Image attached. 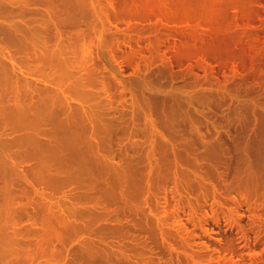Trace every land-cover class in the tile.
<instances>
[{
	"label": "rangeland",
	"instance_id": "374dc122",
	"mask_svg": "<svg viewBox=\"0 0 264 264\" xmlns=\"http://www.w3.org/2000/svg\"><path fill=\"white\" fill-rule=\"evenodd\" d=\"M74 2L67 6L75 10H67L66 21L65 15L55 17L65 21L60 27L52 29L50 24L47 36L40 29V38L50 35L43 48L38 39L26 49L17 44L12 47V41L2 42L0 34L4 51L1 46L0 50L7 59L9 51L16 68L10 76L5 72L7 86L16 83L13 94H20L21 99L28 95L29 105L34 100L33 107L22 104L37 110L38 116L33 110L31 114L38 117V124L41 116L49 118L50 123L44 120L46 125L42 127V122L39 127L69 126L54 127L64 132L54 130L58 135L47 130L56 136L54 141L73 147L72 153L67 147L62 151L68 152L62 153L55 145L59 155L72 159L67 165L62 160L65 157L59 158L55 152L58 167L52 163L54 150V154L46 151L48 157L41 151L45 157L41 158H47L42 162L50 169L44 168L39 157L42 168L37 161L35 165L44 176L40 182L33 179L31 162L22 161L21 153L18 157L28 182L25 175L27 183L10 174L13 191L4 192V197V179H0V264H264V0H80L77 11ZM37 4L31 7L48 8L46 3ZM9 19L4 22L20 18ZM54 29L67 33L58 41ZM223 37L228 40L224 47ZM217 45L222 49H215ZM43 49L56 56L49 52L48 56ZM5 61L10 70L11 63ZM2 64L0 72L4 73ZM41 76L50 79L48 83ZM0 82L4 83V77ZM6 84L0 85L2 99L12 94L10 87L4 91ZM37 90L48 95L43 97ZM40 97L47 99L40 101ZM11 98L6 106L1 105L10 108L12 103L7 101ZM29 110L24 111L31 118ZM4 127L0 128L2 137L33 132L31 127L28 131L22 127L24 132L21 127ZM84 134L87 138L83 139ZM91 141L94 144L89 148ZM25 148L22 145L19 151ZM50 170L54 174L63 171V178L71 174L65 179L67 187L58 172L55 175H61L63 183L59 185L57 178L54 183ZM42 192L50 196L41 198L38 193ZM58 203L62 207H56Z\"/></svg>",
	"mask_w": 264,
	"mask_h": 264
},
{
	"label": "bare ground",
	"instance_id": "6f19581e",
	"mask_svg": "<svg viewBox=\"0 0 264 264\" xmlns=\"http://www.w3.org/2000/svg\"><path fill=\"white\" fill-rule=\"evenodd\" d=\"M63 1H65V2H63ZM69 1H70V2H69ZM74 1H76V2H74ZM78 1H79V3H80V0H78ZM78 1H77V0H72V2H74V3L77 4V5H78ZM81 1H82V0H81ZM192 1H193V0H192ZM66 2H67V0H61V1H60V0H0V19H1V20H0V34L2 33V34H1V37L4 36V37H3L4 41H3V39H2L1 37H0V39H2V42H5V43H7V44L10 43V42L12 41V42H11V46H12V47H17V46H19V47H17V48H22V47L24 48V47H25V49L28 47V46H27L28 44L30 45V44L34 43V40H37V39H38V40H41V42H42L41 46H42V48H43V46H44L43 44H45V42L47 41V38H49L50 35H49L48 37L40 38L39 33H41V32L43 31L42 33H43V34L45 33L46 36H47L46 29H49L48 26H50V24L53 25V27L51 26L52 29H53V28H54V25H55V27H56V26H59V27H60V24L62 25V24L67 20L66 18H68V17H67V15H66V12H67V10L69 11L70 9H72V8L68 9L67 6L69 5V3H72V2H71V0H68L67 5H66ZM32 3H33V4H32ZM37 3H38V4H37ZM39 3H40V5H44V4L46 3L47 6H48V8L46 7L47 9H46V8H45V9L43 8V10H42V9L40 10V9H37V7H36V9H35V8L33 9V8L31 7V6L35 7L34 4H37V6H39ZM41 3H42V4H41ZM74 3H73V4H74ZM31 4H32V5H31ZM46 4H45V5H46ZM73 4H72V6H74ZM80 4H81V3H80ZM80 4L76 7V11L79 9L78 7H81ZM29 5H30V6H29ZM81 5H82V4H81ZM69 6H71V5H69ZM75 6H76V5H75ZM30 7H31V8H30ZM40 8H41V7H40ZM77 8H78V9H77ZM73 9H74V8H73ZM73 9H72V10H73ZM80 9H81V8H80ZM74 10H75V9H74ZM74 10H73V11H74ZM73 11H72V12H73ZM72 12H71V13H72ZM77 13H78V12H77ZM73 14H74V13H73ZM75 14H76V13H75ZM80 14L82 15V13H80ZM61 15H62V17H59V16H61ZM63 15H65V21H63V20L61 21V20H60V22H58L59 20L56 19L55 17H58L59 19H60V18L63 19V18H64ZM76 15H77V14H76ZM76 15H74V16H76ZM27 16H29V19H30V20L27 19ZM74 16H73V19H74ZM14 17H15V18L17 17V19L20 18V19H19L20 21H19V20L16 21V19H14ZM18 17H19V18H18ZM24 17H26V18H24ZM9 18H10V19L13 18L14 21H11V22H9V23H7L8 21H7V22H4V19H9ZM10 19H9V20H10ZM13 19H12V20H13ZM21 19H24V20H21ZM25 19H27V21H25ZM55 19L58 20V21H56ZM73 19H72V20H73ZM70 22H71V21H70ZM78 23H80L79 20H78ZM88 23H89V22H88ZM88 23H87V24H88ZM74 24H76V23H74ZM81 24H82V23H81ZM64 25H65V24H64ZM82 25H83V24H82ZM65 26H66V25H65ZM65 26H64V27H65ZM73 26H75V25H73ZM77 26H78V24H77ZM51 27H50L49 30H52ZM78 27H79V26H78ZM80 27H81V26H80ZM80 27H79V28H80ZM57 28H58V27H57ZM57 28H56V29H57ZM81 28H82V27H81ZM81 28H80V29H81ZM40 29L42 30L41 32H40ZM56 29H54V32H55V33L52 32L53 35H55V36H54L55 39L60 38V37L64 38V35H63V34H66L67 32L63 31L64 33L62 32V33H63V34H62V33H59V32L62 31V30H64V29L61 30L60 28H58V29H60L59 32L57 31L58 29H57V30H56ZM49 30H48V31H49ZM55 30H56V31H55ZM82 30H83V29H82ZM75 31H77V30H75ZM86 31H87V30H86ZM86 31H85V32H86ZM38 32H39V33H38ZM49 32H51V31H49ZM49 32H48V33H49ZM78 32H79V30H78ZM80 32H82V31H80ZM83 32H84V31H83ZM42 33H41V35H42ZM52 33H51V37L53 36ZM68 33H71V34H72L73 32H68ZM49 34H50V33H49ZM61 34H62L63 36H62ZM71 34H70V35H71ZM75 34H76V33H75ZM75 34H74V35H75ZM78 34H79V33H78ZM80 34H82V33H80ZM80 34H79V35H80ZM2 35H3V36H2ZM67 35H68V34H67ZM67 35H65V36H67ZM79 35H78V36H79ZM88 35H89V34H88ZM86 36H87V35H86ZM223 36H224V35H223ZM51 37H50V38H51ZM54 37H52V38L54 39ZM68 37H69V36H68ZM79 37H80V36H79ZM81 37H82V36H81ZM83 37H84V36H83ZM88 37H89V36H88ZM219 37H220V36H218V37H216V38L218 39ZM221 37H222V36H221ZM8 38H9V39H8ZM66 38H67V37H66ZM92 38H93V36H92ZM223 38H225V37H223ZM12 39H13L14 41H13ZM77 39H78V38H77ZM77 39H76V40H77ZM221 39H222V38H221ZM226 39H227V38H225V42L222 41V42L224 43V44H223V47H224L226 41L228 42V40H226ZM8 40H10V41H8ZM57 40H58V39H57ZM69 40H70V39H69ZM69 40H68V38H67V43L69 42ZM74 40H75V39H74ZM74 40H73V41H74ZM79 40H81V39L79 38ZM15 41H16L17 43H16ZM58 41H59V40H58ZM214 41H218V40H215V39H214ZM214 41H213V42L210 41V42H212V43L215 44L216 42H214ZM13 42H15V43H14V46H13ZM39 42H40V41H37V43H39ZM56 42H57V41H56ZM70 42H72V40H71ZM74 42H75V41H74ZM37 43H36V44H37ZM58 43H59V42H58ZM217 43H218V42H217ZM16 44H17V46H15ZM36 44H35V45H36ZM228 44L230 45V43H228ZM228 44H227V46H228ZM45 45H46V44H45ZM52 45H54V44H52ZM58 45H59V44H58ZM68 45H69V44H68ZM73 45H74V44H73ZM73 45H72V43L70 44V46H73ZM212 45H213V44H212ZM220 45H221V44H220ZM234 45H235V44H234ZM0 46H1V45H0ZM26 46H27V47H26ZM33 46H34V44H33ZM39 46H40V45H39ZM49 46H50V45H49ZM70 46H67V47L70 48ZM209 46H210V45H209ZM215 46H216V45H215ZM217 46H218V45H217ZM1 47H2V46H1ZM36 47L38 48L37 45H36ZM36 47L34 46L33 48L35 49ZM46 47H47V46H46ZM56 47H57V46H56ZM211 47L214 48V46H211ZM211 47H210V48H211ZM2 48H3V47H2ZM17 48H16V50H17ZM30 48H31V47H30ZM30 48H29V49H30ZM33 48H31V49H33ZM37 48H36V51H37V53H38ZM54 48H55V47H54ZM57 48H58V47H57ZM69 48H67V49H69ZM218 48H219V46H218L217 48H215V49H218ZM230 48H231V46H230ZM232 48H233V46H232ZM232 48H231V49H232ZM235 48H238V47H235ZM25 49H23L24 52H27V51L29 52V51H30V50L25 51ZM40 49H41V48H40ZM45 49H49V48H45ZM50 49H51V48H50ZM219 49H220V48H219ZM221 49H222V48H221ZM221 49H220V50H221ZM231 49H230V50H231ZM1 50L4 51V48L1 49ZM1 50H0V64L3 63V64H2L3 66H1V68L3 67L1 71H3V69H4V73L0 72V75H1L0 80H1V79L3 80V77H4V83L6 84V83H8V82H6L7 77H5V75H4L5 72L9 73V76H10V74H11L10 71L12 70L11 72H14V71L16 70V68H15V66H14V65H15V62L11 59V56H10L9 51L6 52L7 55H9V56H8L9 58L7 59L6 56H5V54H4V52H1ZM208 50H209V49H208ZM220 50H219V52H221ZM223 50H224V49H223ZM225 50H226V47H225ZM31 51H32V50H31ZM33 51H34V50H33ZM42 51L45 52V54H47V55H48V52H49V53L51 52V51L48 50L47 53H46V51H45L44 49H43ZM227 51H228V50H227ZM231 51H232V50H231ZM234 51H236V50H234ZM234 51H233V52H234ZM217 52H218V51H217ZM228 52H229V51H228ZM32 53H33V52H32ZM34 53H35V52H34ZM41 53H42V52H41ZM52 53H53V55H51ZM52 53H50V56H51V57L56 56V55H54L55 52H52ZM62 53H63V51H62ZM221 53H222V52H221ZM230 53H232V52H230ZM235 53H236V52H235ZM29 54H31V53H29ZM35 54H36V53H35ZM43 54H44V53H43ZM45 54H44V55H45ZM63 54H64V53H63ZM212 54H213V53H212ZM224 54H225V55H224ZM228 54H229V53H228ZM228 54H227V56H228ZM238 54H239V53H238ZM24 55L27 56L28 53H26V54H24ZM38 55H39V54H37V58H38ZM61 55H62V54H61ZM210 55H211V54H210ZM215 55H216V54H215ZM223 55L226 56V53H223ZM229 55H230V54H229ZM239 55H240V54H239ZM239 55H237V56H239ZM28 56H29V55H28ZM45 56H46V55H45ZM48 56H49V55H48ZM213 56H214V54H213ZM216 56H217V55H216ZM224 56H223V57H224ZM232 56H236V55H233V53H232ZM232 56H231V57H232ZM30 57L32 58L31 55L29 56V58H28V57H26V58L30 60V59H31ZM46 57H47V56H46ZM46 57H45V58H46ZM217 57H219V56H217ZM239 57H240V56H239ZM241 57H242V56H241ZM241 57H240V58H241ZM26 58H25V61H26ZM40 58H41V56H40ZM40 58H39V59H40ZM213 58H214V57H213ZM20 59L22 60V58H20ZM35 59H36V58H35ZM43 59H44V58H43ZM43 59H42V61L39 60L40 63H42V67L39 66L40 69L43 68V62H44ZM46 59H47V58H46ZM50 59H51V58H50ZM5 60H7V62H10V63H11L10 70H9L8 67H5V66H6V65H5V62H6V61H5ZM29 60H28V61H29ZM32 60H33V58H32ZM4 61H5V62H4ZM26 62H27V61H26ZM33 62H34V61H33ZM45 62H46V60H45ZM74 62H75V64L77 63L76 61H74ZM36 63H37V61H35V64H36ZM79 64H81V63H79ZM4 65H5V66H4ZM9 65H10V64H9ZM36 65H37V64H36ZM36 65H35V66H36ZM38 65H39V63H38ZM38 65H37V66H38ZM78 66H79V65H78ZM5 68L7 69V71H6ZM33 68H35V67L33 66V67H32V70H33ZM47 68H49V66H48ZM47 68H46V69H47ZM50 68H51V66H50ZM50 68H49V69H50ZM19 69H20V68L17 69L16 74L13 73V75H11V76H14V74H15V77H16V75H18L17 72L19 73V71H18ZM40 69L37 68L38 71H39ZM52 69H54V67H53ZM30 70H31V69H30ZM32 70H31V71H32ZM35 70H36V69H35ZM35 70H34V71H35ZM50 70H51V69H50ZM20 71H22V70H20ZM31 71H30V72H31ZM38 71H37V72H38ZM40 71L42 72L43 70H40ZM54 72H55V71H54ZM78 72H79V70H78ZM20 73L23 74V72H20ZM24 73H25V72H24ZM31 73H32V72H31ZM34 73H36V72H34ZM43 73H45V72H43ZM43 73H42V75H43ZM52 74H53V71H52ZM52 74H51V75H52ZM78 74H79V73H78ZM2 75H4V76L2 77ZM37 75H38V74H37ZM46 75H47V74H46ZM71 75H72V73H71ZM82 75H83V74H82ZM27 76H28V75H27ZM35 76H36V75H35ZM38 76H40V75H38ZM38 76H37V77H38ZM43 76H44V75H43ZM64 76H65V75H64ZM64 76H63V77H64ZM84 76H85V75H84ZM22 77H23V76H22ZM63 77H62V78H63ZM71 77H72V76H71ZM80 77H81V76H80ZM89 77H91V76H89ZM39 78H42V76L39 77ZM45 78H48V77H45ZM62 78H61V79H62ZM64 78H65V77H64ZM64 78H63V79H64ZM72 78H73V77H72ZM85 78H86V77H85ZM94 78H95V76H94ZM8 79H10V77H9ZM13 79H14V78H13ZM15 79H16V78H15ZM17 79H18V78H17ZM20 79H21V78H20ZM20 79H19V80H20ZM42 79H44V77H43ZM82 79H83V78H82ZM91 79L93 80V78H91ZM91 79H90V80H91ZM19 80H18V81H19ZM44 80H45V79H44ZM48 80H50V79H48ZM48 80H45V81H47V83H48ZM57 80H60V77H59ZM85 80H87V78H86ZM94 80H95V79H94ZM94 80H93V81H94ZM8 81H9V80H8ZM20 81H22V80H20ZM31 81H32V80H30V82H31ZM41 81H43V80H41ZM41 81H40V82H41ZM51 81H53V80H51ZM54 81H55V80H54ZM72 81H73V80H72ZM9 82H10V81H9ZM25 82H26V81H24V83H25ZM28 82H29V80H28L26 83H28ZM30 82H29V84H31ZM33 82H34V80H33ZM43 82H44V81H43ZM49 82H50V81H49ZM59 82L61 83V81H59ZM90 82H91V81H89V83H90ZM95 82H96V81H95ZM4 83L1 84V82H0V85H2V87H3V86H5ZM26 83H25V84H26ZM57 83H58V81H57ZM73 83H74V82H73ZM75 83H76V82H75ZM85 83H86V82H85ZM91 83L93 84V82H91ZM10 84L12 85L13 83H12V82L9 83L8 86H7V84H6V87H4V91H7V90H8L7 87H8V88L10 87V89L8 90L9 95L12 93V94L10 95V97H9V95H8L9 99L12 97L11 100H10V101H7V102H8V103H7L8 105H10V104L12 103V104H11V107L9 106L10 108H8V106H7L6 108L3 107L4 105L6 106V100H9V99H6V97L4 98L5 101H4V99H2L3 92H2L1 89H0V91L2 92V93L0 92V97H1L0 99L3 101V102L0 101V105H1V104L3 105V106L1 105L3 108H1V106H0V110L3 109V110H2L3 112H2L1 115H0V124L2 125V126H0V128H1V127H4V126H6V125H8V126H11L13 129H14V127H15V128H16V127H18V128L21 127V128H20V130H21L22 127H23V129H24V127H26V126L28 125V126H29V127L27 126L28 130H29V128L31 127L33 132L30 131L31 133H21V134H23V135H21V134H17V135L14 136V137H2V136L0 135V176H2V177H0V179H1V180L4 179V180H3V181H4V183H3L4 185H2L3 188H1V190H4V191H2V192H3V195H4V192H5L6 194H9V192L13 189V188H12V184H10V183H14V182H13V181H14V180H13V176L11 177L12 174H13V175L15 174V176H18L19 179H20L21 177H22V179H23L24 175H25V177L27 176L26 173L22 171V169H23V166H22L23 164H21L22 161H25V162L27 161L26 163L31 162V164H29V165H30V166H29V170H30V167H31V168H32V169H31L32 172L29 171V170H28V171H29V173L31 172V173L33 174V176H32L33 179H34V178H35V179H36V178H39V179H37L38 181H37V180H35V181L40 182V181H42V180L44 179V176H42V175L40 176V174H39L40 171H38V170H39V167L36 166V165H37V164H36V161L39 160L38 158H39V157H40V158H41V157L45 158L43 154L46 155V154L48 153V152L46 153V151L49 150V149H50V151H51V154H54V153L56 152L57 155H58V157L60 158V156H61L62 154L59 155V153H60L62 150H64V147H65L64 145H67V146L69 147L70 144H71V143H70V144L68 145V144L65 142L66 144H63V145H62V143H60L61 141L59 140V137H60L61 135L59 134V135H60V136H58V140H59V142L56 140V141H57V144H54V147H53L52 144H53V143H56V141H54V139H55L56 136L53 135V132H52V131H54V130H55V131L58 130V131H56V132H58V133L62 132V131L59 132V129H58V128L63 127L65 124H64L63 126H61V127H59V126H57V125L54 126L55 128L58 127L57 129H55V128L53 127V125H52V127H53L54 130L49 129L48 127H46V129H45V128L43 129L42 127H43L44 125H46V123H50V121H49V122L46 121V120L49 119V118L45 119L44 117H42V116L40 115V116H41V119H39V120H42L43 124H40V123H42V122L39 121V122H40L39 124L42 125V127H39L40 125H39L38 122H37V121H38V120H37L38 117H37V118H36V117L34 118V115L37 114V113H36L37 110L34 111V108L32 109L33 105L35 104V103H34V104L32 105V103H33V101H34V100H32V99H33V98H32V95L30 96V94H29V92H28L29 97L32 98V99H31L32 102L30 101V102H31V105H29V101H28L29 99L27 100L28 95H26V99H24V98H25V95H24V98L21 99L22 97H21V98L19 97V96H21L20 94H19V95H18V93L13 94V90H12V89H14V93H15V90H16V88H17V87H16V83H14V84L12 85L13 87L15 86L14 88L11 87ZM21 84H22V83H21ZM25 84H24V85H25ZM77 84H79V81H78ZM86 84H87V83H86ZM92 84H90L91 87L93 86ZM32 85H33V84H32ZM32 85H30L29 88L32 87ZM37 85H38V84H37ZM49 85H50V84H49ZM71 85H72V84H71ZM40 86H41V85H40ZM50 86H51V85H50ZM76 86H77V85H76ZM76 86H75V87H76ZM78 86H79V85H78ZM78 86H77V87H78ZM82 86H83V85H82ZM2 87H1V88H2ZM41 87H42V86H41ZM70 87H71V86H70ZM75 87H74V88H75ZM85 87H86V86H85ZM91 87H90V88H91ZM5 88H6L7 90H5ZM45 88H46V87H45ZM49 88H50V87H49ZM81 88H82V87H81ZM2 89H3V88H2ZM39 89H40V88H39ZM42 89H43V87L41 88L40 91H43V90L45 91V90H46V89H43V90H42ZM56 89H57V88H56ZM71 89H72V88H71ZM71 89L69 88L70 91H71ZM93 89H94V88H93ZM18 90H20L19 87H18L17 91H18ZM32 90H33V88H32ZM32 90H31V91H32ZM49 90H50V89H49ZM85 90H87V89H85ZM10 91H12V92H10ZM17 91H16V92H17ZM24 91H25V90H24ZM24 91H22L23 94H27V93H24ZM27 91H28V90H27ZM27 91H25V92H27ZM37 91H39V90H37ZM37 91H36V92H37ZM40 91H39V93H40ZM44 91H43V92H44ZM50 91H51V90H50ZM70 91H69V92H70ZM8 92H5L4 95H5V94H8ZM22 92H21V93H22ZM32 92H34V91H32ZM32 92H31V93H32ZM43 92H42V93H43ZM46 92H48V93L51 94L52 91L49 92V91L47 90ZM81 92H82V91H81ZM19 93H20V92H19ZM34 93H35V92H34ZM37 93H38V92H37ZM83 93H84V92H83ZM40 94H41V93H40ZM43 94H44V93H43ZM45 94L48 95L47 93H45ZM52 94H53V93H52ZM69 94H70V93H69ZM12 95H13V96H12ZM37 95H38V94H37ZM41 95H42V94H41ZM41 95H40V96H41ZM46 95H45V96L42 95V96H43V97H46ZM57 95H58V92H57ZM74 95H75V93H74ZM5 96H6V95H5ZM22 96H23V95H22ZM34 96L36 97L35 94H34ZM49 96H50V95H49ZM52 96H53V95H51V98H54V97H52ZM54 96H55V94H54ZM63 96H64V95H63ZM63 96H61V97H63ZM58 97H59V96H58ZM66 97H67V96H66ZM48 98H49V97H48ZM74 98H76V97H74ZM35 99H36V98H35ZM40 99H41L40 101H43L44 99L46 100L47 98H44V99H43V98L40 97ZM42 99H43V100H42ZM49 99H50V98H49ZM58 99H59V98H58ZM78 99H79V98H78ZM20 100H22L21 103H20ZM24 100H26V102H28V103H25ZM36 100H37V99H36ZM53 100H54V99H53ZM60 100H61V99H60ZM60 100H59V101H60ZM62 100H63V99H62ZM51 101H52V100H51ZM59 101H56V102H59ZM78 101H79V100H78ZM4 102H5V103H4ZM37 102H39V101H37ZM60 102H61V101H60ZM63 102H65V101H63ZM3 103H4V104H3ZM9 103H10V104H9ZM22 103H24L25 105L27 104V105L32 106V107H29V106H28V107H25V105H23ZM19 104H20V105L22 104V105H21V108H19V107H20ZM59 104H60V103H59ZM107 104H108V103H107ZM65 105H66V104H65ZM105 105H106V104H105ZM22 106H24L25 108L22 107ZM62 106H63V105H62ZM75 106H76V105H75ZM75 106H74V108H75ZM102 106H103V105H102ZM84 107H85V106H84ZM84 107H83V108H84ZM26 108H27V109H26ZM80 108H81V107H80ZM108 108H110V107H108ZM114 108H115V107H114ZM114 108H113V109H114ZM5 109H6V113H5V115H4L3 113H4ZM20 109H21V110H20ZM28 109H30V110H29V111H30V114H31V112H33V111L35 112L34 115H32L33 113L31 114V118L29 117V114H28L29 112L27 111ZM67 109H68V108H67ZM77 109L79 110V106H78ZM104 109H105V108H104ZM7 110H8V111H7ZM24 110H26L28 113H27L26 111H24ZM32 110H33V111H32ZM78 110H77V111H78ZM80 110H81V109H80ZM80 110H79V111H80ZM109 110H111V109H109ZM115 110H116V108H115ZM82 111H83V110H82ZM84 111H85V110H84ZM111 111H112V110H111ZM74 112H75V111H74ZM9 113H10V114H9ZM27 114H28V115H27ZM65 114H66V112H65ZM38 115H39V114H37V116H38ZM75 115H76V114H75ZM76 116H77V115H76ZM86 116H87V115H86ZM110 117H111V116H110ZM39 118H40V117H39ZM64 118H66V117H64ZM27 119H28V120H27ZM29 119H30V120H29ZM75 119H76V118H75ZM78 119H79V118H78ZM88 119H89V118H88ZM26 120H27V121H26ZM44 120L46 121V123H45ZM61 120H62V119H61ZM65 120H67V119H65ZM68 120H69V119H68ZM28 121H29V122H28ZM79 121H80V120H79ZM88 121H89V120H88ZM52 122H55V121L53 120ZM57 122H59V120H57ZM84 122H85V121H84ZM86 122H87V121H86ZM10 123H11V124H10ZM61 123H62V122H61ZM63 123H64V122H63ZM66 123H67V122H66ZM80 123H81V122H80ZM80 123H79V124H80ZM89 123H90V122H89ZM13 124H14V125H13ZM26 124H27V125H26ZM52 124H53V123H52ZM87 124H88V123H87ZM25 125H26V126H25ZM47 125H48V124H47ZM54 125H55V124H54ZM71 125H72V124H71ZM74 125H75V124H74ZM84 125H85V124H84ZM13 126H14V127H13ZM65 126H66V125H65ZM65 126H64V127H65ZM76 126H77V123H76ZM86 126H87V125H86ZM38 127H39V128H38ZM52 127H50V128H52ZM64 127H63V128H64ZM66 127H67V126H66ZM68 127H69V126H68ZM68 127H67V128H68ZM4 128H6V127H4ZM27 128H26V129H27ZM31 128H30V129H31ZM85 128L87 129V127H85ZM2 129H3V128H2ZM26 129H24V130H26ZM47 129L52 130V131L49 132V130H47ZM65 129H66V128H65ZM28 130H26V131H28ZM69 130H70L69 133H71V129H70V128H69ZM76 130H77V129H76ZM93 130H94V129H93ZM21 131L24 132L23 130H21ZM55 131H54V132H55ZM65 131H66V130H65ZM67 131H68V130H67ZM87 131H88V129H87ZM56 132H55V135H58V134H56ZM76 132H77V133H76ZM76 132H75L76 135H80V134H81V133L79 134L78 131H76ZM51 133H52L53 136L51 135ZM62 133H64V132H62ZM62 133H61V134H62ZM66 133H67V132H66ZM66 133H65V135H67V137H68V138H67V137H66V138L69 139V137H71V136H68V134H66ZM86 133H87V132H86ZM93 133H94V132H93ZM69 135H70V134H69ZM87 135H88V134H87ZM81 136H82V135H81ZM81 136H79V137H81ZM84 136H85V134L82 136V138H83ZM88 136H89V135H88ZM107 136H108V135H107ZM107 136H106V137H107ZM61 137H62V136H61ZM61 137H60V139H63V138H61ZM64 137H65V136H64ZM85 137H86V136H85ZM94 137H95V136H94ZM76 138L78 139L77 136H76ZM82 138H81V139H82ZM86 138H87V137H86ZM86 138H85V139H86ZM83 139H84V138H83ZM95 139H96V138H95ZM108 139H109V138H108ZM64 140H65V139H64ZM69 140H70V139H69ZM71 140H72V139H71ZM71 140H70V141H71ZM88 140H89V139H88ZM70 141L67 140V142H70ZM80 141H81V140H80ZM96 141H97V139H96ZM110 141H112L111 138H110ZM86 142H87V141H86ZM58 143H60V144H58ZM82 143H83V141L81 142V145H82ZM89 143L92 144V146H90L89 148H92L94 143H92V141L89 142ZM111 143H112V142H111ZM98 144L100 145V143H98ZM102 144H103V143H102ZM22 145H26V148H25L24 150H22V152H20V151H21V150H20V147H21ZM55 145H57V147H58V145H59V149H58L57 147H55ZM60 145L62 146V149L60 148V147H61ZM85 145H87V144H85ZM111 145H112V144H111ZM67 146H66V147H67ZM73 146H74V145H73ZM88 146H89V144H88ZM100 146H102V145H100ZM100 146H99V148H100ZM103 146H104V145H103ZM49 147H50V148H49ZM66 147H65V148H66ZM68 147H67V148H68ZM71 147H72V145H71ZM71 147H70V148H71ZM94 147H95V146H94ZM23 148H24V147H23ZM23 148H21V149H23ZM54 148H55V149H54ZM70 148H68L69 151H71V149H72L73 147H72L71 149H70ZM76 148H77V147H76ZM79 148H80V147H79ZM104 148H106V147H103L102 149H104ZM56 149L61 150V151H58V150H56ZM106 149H107V148H106ZM19 150H20V151H19ZM43 150L45 151V153L42 154L41 151L43 152ZM53 150H54V153H52ZM66 150H67V149H65V151H62V153H63V152H68V151H66ZM79 150H80V149H79ZM76 151H78V150H76ZM76 151H75V152H76ZM82 151L84 152V147H83ZM85 151H86V150H85ZM104 152H107V151H105V149H104ZM108 152H109V151H108ZM110 152H112V151H110ZM110 152H109V153H110ZM20 153H21V154H20ZM40 153H41L43 156H40V155H41ZM49 153H50V152H49ZM56 153H55V157H53L52 155H49L50 157H53L52 159H54V161H53L52 163H54L55 160H56V161L58 160V158L55 159L56 156H57ZM71 153H72V151H71ZM84 153H85V152H84ZM84 153L82 154V152H81L82 155H84ZM90 153H91V152H90ZM112 153H113V152H112ZM19 154L21 155V157L24 156L25 160L22 158L23 160L20 161V157H18V156H20ZM64 154H67V153H64ZM68 154H69V153H68ZM73 154H75V153H73ZM85 154H86V153H85ZM104 155H106V154H104ZM46 156H47V155H46ZM62 156H63V155H62ZM67 156H69V155H67ZM74 156H75V155H74ZM78 156H80V155H78ZM84 156H85V155H84ZM47 157H48V156H47ZM63 157H65V156H63ZM63 157H62V158H63ZM69 157H71V156H69ZM82 157H83V156H82ZM85 157H86L87 160L89 159V161L93 158V157H92V158L90 159V156H89V158H87L88 156H85ZM105 157H106V156H105ZM16 158H19V159H16ZM43 158H41V159H42L41 162H42V161H45V160L47 159V158H46V159L44 160ZM79 158H80V157H79ZM83 158H84V157H83ZM65 159L67 160L66 157H65ZM65 159L63 158L62 160H63V162L65 161V162H66L65 164L68 165L67 162H68L71 158H70V159L68 158L69 160H67V161H66ZM77 159H78V158H77ZM80 159H81V158H80ZM86 159H85V160H86ZM18 160H19L20 162H18ZM75 160H76V159H75ZM92 160H93V159H92ZM59 161L62 163V161H61L60 159H59ZM70 161L72 162V159H71ZM70 161H69V162H70ZM77 161H79V159H78ZM77 161H75V164H77V163H76ZM37 162H38V165H39V164H40L39 161H37ZM47 162H49V158H48V161H46V163H47ZM71 162H70V163H71ZM84 162H86V161H84ZM101 162H102V161H101V159H100V164H101ZM42 163H43V165H44V162H42ZM56 163H58V162H56ZM56 163H54V165H57ZM70 163H69V164H70ZM79 163H80V162H79ZM82 163H83V161L81 162V164H82ZM89 163H90V162H89ZM93 163H94V162H93ZM104 163H105V162H104ZM35 164H36V165H35ZM47 164H48V163H47ZM65 164H64V163L61 164V166L63 165L62 168L65 167V166H64ZM73 164H74V161H73ZM75 164H74V165H75ZM81 164L78 165V166H81ZM83 164H84V163H83ZM102 164H103V163H102ZM102 164H101V165H102ZM109 164H110V163H109ZM92 165H93V164H92ZM103 165H104V164H103ZM106 165H107V164H106ZM33 166H34V167H33ZM41 166H42V165L40 164V167H41ZM46 166H47V165H46ZM46 166L44 165V168H45ZM59 166H60V165H59ZM71 166H72V165H71ZM76 166H77V165H76ZM83 166H84V165H83ZM83 166H82V167H83ZM87 166H88V165H87ZM35 167H36V170H35ZM57 167H58V165H57ZM57 167L54 166L55 169H56ZM41 168H42V167H41ZM46 168H47V167H46ZM46 168H45V169H46ZM77 168H78V167H77ZM88 168H91V166H90V167H86L85 170H86V169L88 170ZM45 169H44V171L46 172ZM49 169H50V168H49ZM49 169L47 168V170H49ZM55 169H54V171H55ZM57 169H58V168H57ZM66 169H67V167H66ZM68 169H69V168H68ZM72 169H73V168H72ZM79 169H80V168H79ZM79 169H78V170H79ZM24 170H25V168H24ZM34 170H35V171H34ZM41 170L43 171V169H41ZM52 170H53V169H52ZM52 170H50L51 173H49V176H51L50 174L53 173ZM58 170H59V169H58ZM62 170H63V169H62ZM62 170H61V171H62ZM73 170H74V169H73ZM73 170H72V171H73ZM76 170H77V169H76ZM80 170H81V169H80ZM80 170H79V173L82 172V171H80ZM33 171H34V172H33ZM42 171H41V174H42ZM44 171H43V172H44ZM56 171H57V170H56ZM35 172H36L40 177H39L38 175H37V176H38V177H37ZM45 172H44V173H45ZM47 172H49V171H47ZM57 172H58V171H57ZM57 172H56V173H57ZM65 172H66V171H65ZM24 173H25V174H24ZM44 173H43V175H44ZM56 173H55V174H56ZM58 173H60V172H58ZM68 173H71V172H68ZM73 173H74V172H73ZM79 173H78V174H79ZM85 173H86V172H85ZM87 173H88V171H87ZM10 174H11V175H10ZM34 174H35V175H34ZM47 174H48V173H47ZM47 174H46V175H47ZM55 174H54V173L52 174L53 177H54V176H55V177L53 178V177L51 176V179H52V178H53V179H56V178L59 179V177L61 176L60 174H62V178H63V174L65 175V173H64L63 171H62V173L59 174L60 176H58V174H57V175H55ZM66 174H67V173H66ZM80 174H81V173H80ZM7 175L10 176V177L8 176V177H9V180L7 179V178H8ZM68 175H71V174H67L66 176H68ZM73 175H74V174H73ZM86 175H87V174H86ZM86 175H85V176H86ZM34 176H35V177H34ZM49 176H47V178L49 179V181L54 182V181H52L53 179L51 180V179L49 178ZM56 176H58V177H56ZM66 176H64V178H63V179H64V183H63L62 178H61L62 182L60 181V179L58 180V181H60V184L58 183L59 185H61V183H63V184L68 183V182H65V179H66V180L68 179V178H66ZM74 176H75V175H74ZM81 176H82V175H81ZM3 177H4V178H3ZM25 177H24V178H25ZM71 177H72V178H75V177H73V176H71ZM77 177H78V175H77ZM11 178H12L13 181L9 183V181H11ZM40 178H42V180H41ZM72 178H70V179L72 180ZM78 178L80 179V177H78ZM83 178H84V177H83ZM26 179H27V177H26ZM26 179H25V180L23 179V182H26ZM57 179H56V181L54 182V183H56V184H57ZM75 179H77V178H75ZM85 179H86V178H85ZM39 180H40V181H39ZM71 180H70V181H71ZM80 180H81V179H80ZM86 180H87V179H86ZM86 180H84V181H86ZM19 181H21V180H19ZM47 181H48V180H47ZM49 181H48V182H49ZM67 181H68V180H67ZM27 182H28V179H27ZM27 182H26V183H27ZM78 182H79V181H78ZM21 183H22V182H21ZM45 183H46V182H45ZM79 183H80V182H79ZM83 183H84V182H83ZM1 184H2V183H1ZM23 184H24V183H23ZM28 184H29V183H28ZM47 184H48V183H47ZM86 184H87V183H86ZM65 185H66L65 187H67V184H65ZM79 185H80V184H79ZM84 185H85V184H84ZM84 185L81 184L82 187H84ZM2 186H1V187H2ZM52 186H53V185H52ZM63 186H64V185H62V187H61V186H60V187L63 188ZM69 186H70V185H69ZM76 186H77V185H76ZM76 186H75V187H76ZM21 187H22V186H21ZM21 187H20V188H21ZM24 187H27V186H26V185L23 186V187L21 188V190H24ZM65 187H64V188H65ZM55 188H56V187H55ZM27 189H28V188H27ZM33 189H34V188H33ZM57 190H58V189H57ZM12 191H13V190H12ZM26 191H28V190L25 189L24 192L26 193ZM55 191H56V190H55ZM55 191H54V192H55ZM2 192H0V193H2ZM58 192H59V190H58ZM58 192H55V193L58 194ZM77 192H78V191H77ZM79 192H80V191H79ZM25 193H23V192L21 193V192H20V194H25ZM82 193H83V192H82ZM43 194H44V195H43ZM50 194H51V193H50ZM73 194L76 195L77 193H76V192H73ZM14 195H15V194H14ZM14 195H13V196H14ZM25 195H26V194H25ZM35 195H36V194H35ZM38 195H39V196L41 195V196H40L41 198H42V196H46V194L43 193V192H42V194H39V193H38ZM55 195H56V194H55ZM80 195H82V194H80ZM86 195H87V193H86ZM86 195H85V196H86ZM1 196H2V195H1ZM9 196H10V195H9ZM9 196H7V198H8ZM36 196H37V195H36ZM47 196L49 197L50 195L47 194ZM47 196H46V198H47ZM68 196H69V195H68ZM77 196H78V195H77ZM88 196H89V195H88ZM88 196H87V197H88ZM4 197H5V195H4ZM37 197H38V196H37ZM37 197H36V198H37ZM51 197H52V196H51ZM78 197H80V196H78ZM83 197H84V195H83ZM41 198H40V200H41ZM62 198H63V197H62ZM68 198H69V197H68ZM1 199H2V197H1ZM4 199H6V198H4ZM4 199H3V200H4ZM37 199H38V198H37ZM37 199H36V201H37ZM57 199H58V198H57ZM83 199H84V198H83ZM7 200H8V199H7ZM40 200H39V201H40ZM50 200H51V199H50ZM63 200H64V199H63ZM66 200H67V199H66ZM10 201H11V200H10ZM14 201H15V199H14ZM70 201H72V200H70ZM77 201H78V200H77ZM8 202H9V201H8ZM8 202H7V204H8V206H9L10 203H8ZM43 202H44V201H43ZM48 202H49V201H48ZM48 202H47V204H48ZM57 202H59V201H57ZM64 202H65V200H64ZM37 203L39 204V202H37ZM40 203H41V202H40ZM53 203H55V202H53ZM65 203H66V202H65ZM65 203L63 204V206L65 205ZM78 203H79V201H78ZM78 203H77V204H78ZM80 203H81V202H80ZM60 204H61V203H60ZM60 204H59V203L56 204V207H58V205H60ZM66 204H68V203H66ZM69 204H72V202L69 203ZM77 204H76V205H77ZM2 205H3V208H4V205H5V202H4V201H3ZM11 205H12V203H11ZM13 205H14V203H13ZM48 205H49V204H48ZM50 205L52 206V202H51ZM79 205H80V204H79ZM0 206H1V205H0ZM51 206H50V207H51ZM70 206H71V205H70ZM50 207H49L48 209H50ZM53 207H54V205H53ZM60 207H62V206L60 205ZM67 207H68V205H67ZM72 207H73V206H72ZM5 208H8L7 205H6ZM65 209H66V208H64V210H65ZM70 209H71V208H70ZM70 209H69V210H70ZM0 210H1V208H0ZM6 210H9V211H10L11 209H6ZM59 210H61V209H59ZM64 210L62 209L61 211H64ZM76 210H77V212L80 213V211H79L78 209H76ZM11 211H12V210H11ZM11 211H10V212H11ZM13 211H14V210H13ZM67 211H68V210H67ZM70 211H71V210H70ZM70 211H69V212H70ZM65 212H66V211H65ZM71 212H72V211H71ZM73 212H75V209H73ZM82 212H83V211H82ZM1 213H2V212H1ZM4 213L6 214L5 209H4ZM14 213H15V212H14ZM79 213H76V214H79ZM67 214H69V213H67ZM70 214H71V213H70ZM70 214H69V215H70ZM73 214H74V213H73ZM76 214H74V216H75ZM6 215H8V214H6ZM6 215H5V216H6ZM65 215H66V214H65ZM69 215H67V216H69ZM71 215H72V214H71ZM1 216H2V215H1ZM76 216H78V215H76ZM79 216H80V215H79ZM65 217H66V216H65ZM72 217H73V216H72ZM2 218H3V216H2ZM76 218H78V217H76ZM4 219H6V218H4ZM7 219H8V218H7ZM7 221H9V220H7ZM7 221H4V220H3V223H4V222L6 223ZM13 237H14V236H13ZM229 242H230V241H229ZM226 245H227V244H226ZM228 246H230V245H228ZM225 249H226V247H225ZM225 249H224V250H225Z\"/></svg>",
	"mask_w": 264,
	"mask_h": 264
}]
</instances>
